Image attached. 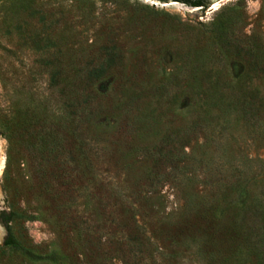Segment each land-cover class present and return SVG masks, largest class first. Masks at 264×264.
I'll list each match as a JSON object with an SVG mask.
<instances>
[{
    "label": "trees",
    "instance_id": "trees-1",
    "mask_svg": "<svg viewBox=\"0 0 264 264\" xmlns=\"http://www.w3.org/2000/svg\"><path fill=\"white\" fill-rule=\"evenodd\" d=\"M109 1L131 9L129 22H139L149 12L148 6L129 0ZM178 1L202 9L210 5V0ZM0 7L4 12L0 72L5 64L20 66L24 75L40 77L46 84L42 90H28L20 110L0 114V134L11 146L6 168L15 163V182L38 196L54 203L77 202V182L86 168H94L103 150L88 127L98 111L94 85L108 78L125 58L123 46L111 37L109 23L99 41L89 42L82 35L97 19H108L110 11L104 7L100 12L96 0H4ZM239 21L238 10L222 9L208 25L207 40L199 43L188 61L192 72L184 77L180 71L165 72L161 88L178 93L191 90L196 115L143 147L153 165L144 185L156 187L163 178L174 177L185 189L193 188L185 191L189 197L184 213L191 216L185 229L194 233L197 255L209 264H264V160L228 153L230 141L225 134L229 114L248 127L263 126L264 94L248 91L241 77L234 79L235 90L229 93L227 78L214 66L232 52L247 54L255 69L263 68L264 45L239 36ZM80 26L85 30L80 31ZM211 43L216 44L217 61L210 54ZM206 131L212 153L194 147L189 152L187 147L193 141L199 145V136ZM200 170L207 178L206 189L199 191L194 178ZM23 171L27 177L22 181ZM0 219L7 229L0 250H11L31 263L69 264L61 248L26 245L14 232L15 220H38V215L11 206L0 210Z\"/></svg>",
    "mask_w": 264,
    "mask_h": 264
},
{
    "label": "rangeland",
    "instance_id": "rangeland-1",
    "mask_svg": "<svg viewBox=\"0 0 264 264\" xmlns=\"http://www.w3.org/2000/svg\"><path fill=\"white\" fill-rule=\"evenodd\" d=\"M96 1L99 11L104 7L110 11L108 19H97L83 38L99 41L109 23L111 37L118 39L125 54L123 64L94 85L99 104L97 117L88 127L103 150L94 168H86L80 176L77 202L54 203L15 182V163L10 170L6 168L11 146L0 134V210L24 207L38 215V220H15L14 232L26 245L61 248L69 264H209L197 255L194 233L185 229L191 223V216L184 213L189 197L185 191L193 188L185 189L174 177L163 178L156 187L144 185L153 165L143 147L175 132L196 115L191 90L178 93L161 88L165 72L180 71L183 77L192 72L188 61L199 43L207 40L210 21L224 8L239 11V36L264 45V0H210L197 15L181 1L129 0L149 7L145 18L136 23L127 21L131 9L109 0ZM3 13L0 7V23ZM214 44L209 45L213 59L218 56ZM220 59L214 66L227 78L229 93L235 90L234 79L241 77L248 91L264 94V66L255 69L247 54L227 52ZM6 65L0 72V114L23 108L28 90L46 88L44 79L24 75L20 66ZM228 118L226 151L264 160V121L255 129L237 123L232 114ZM207 135V131L202 133L200 144L193 141L187 150L194 147L212 153ZM201 171L194 178L199 191L206 189L207 176ZM23 174L22 181L27 177L26 171ZM0 226L5 228L1 246L7 235L1 219ZM0 264L36 263L7 249L0 250Z\"/></svg>",
    "mask_w": 264,
    "mask_h": 264
},
{
    "label": "water",
    "instance_id": "water-1",
    "mask_svg": "<svg viewBox=\"0 0 264 264\" xmlns=\"http://www.w3.org/2000/svg\"><path fill=\"white\" fill-rule=\"evenodd\" d=\"M172 1H178V0H172ZM202 7H194V6H191V13L197 15L199 10H201ZM4 232H5V228L0 226V241H2L3 237H4Z\"/></svg>",
    "mask_w": 264,
    "mask_h": 264
}]
</instances>
